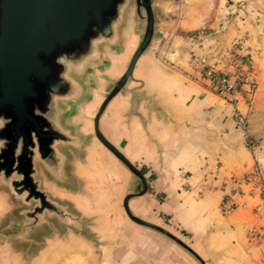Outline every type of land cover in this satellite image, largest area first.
Returning <instances> with one entry per match:
<instances>
[{
	"label": "crops",
	"instance_id": "1",
	"mask_svg": "<svg viewBox=\"0 0 264 264\" xmlns=\"http://www.w3.org/2000/svg\"><path fill=\"white\" fill-rule=\"evenodd\" d=\"M209 1L159 4L161 22L150 45L124 89L106 105L98 129L143 170L146 192L128 202L132 215L178 237L205 264H264V205L258 191L230 181L253 162L231 115L236 109L246 116L248 104H227L188 66L190 58L204 56L230 74L225 54L244 36L239 53L254 78L250 69L261 41L255 36L264 31V0H215L213 6ZM228 8L236 10L231 23L224 21ZM139 41L132 14L118 43L102 47L79 80L81 98L63 103V128L78 138L75 148L63 149L65 183L42 179L46 193L78 216L86 233L50 222L24 241L11 239L1 226L17 206L0 190V264H196L127 219L122 199L140 184L93 136L97 108Z\"/></svg>",
	"mask_w": 264,
	"mask_h": 264
},
{
	"label": "water",
	"instance_id": "2",
	"mask_svg": "<svg viewBox=\"0 0 264 264\" xmlns=\"http://www.w3.org/2000/svg\"><path fill=\"white\" fill-rule=\"evenodd\" d=\"M166 1L177 0H0V190L20 205L17 219L8 220L1 233L24 241L50 222L86 233L84 222L46 193L42 179L65 183L63 149L75 148L78 138L63 128V103L81 98L79 80L99 60L102 47L118 43L131 6L140 41L97 108L93 136L140 184L122 199L127 219L205 264L178 237L131 214L128 202L145 194L146 182L98 129L106 105L124 89L149 47L161 22L159 4Z\"/></svg>",
	"mask_w": 264,
	"mask_h": 264
},
{
	"label": "built area",
	"instance_id": "3",
	"mask_svg": "<svg viewBox=\"0 0 264 264\" xmlns=\"http://www.w3.org/2000/svg\"><path fill=\"white\" fill-rule=\"evenodd\" d=\"M241 49V41H234L225 57L231 62L233 70L230 74L222 73L207 63V58L204 56L192 57L188 61L189 68L197 75L201 76L206 82L213 86L215 92L223 97L227 104H235L240 99H245L248 103L251 98L253 81L247 75L248 62L239 53ZM246 86V90L243 87ZM235 129L243 139L246 136V116L234 109L231 113ZM232 185L246 184L252 190L258 191L260 200L264 205V181L262 176L261 166L256 160H253L251 167L244 171L237 178H232ZM245 208L244 204L238 205ZM232 208L230 207L229 210ZM258 209H253V213L257 214Z\"/></svg>",
	"mask_w": 264,
	"mask_h": 264
},
{
	"label": "rangeland",
	"instance_id": "4",
	"mask_svg": "<svg viewBox=\"0 0 264 264\" xmlns=\"http://www.w3.org/2000/svg\"><path fill=\"white\" fill-rule=\"evenodd\" d=\"M182 2L186 6L188 5V2H190V0H182ZM214 2L215 0H210L208 4H210V6H213ZM230 11L231 10L228 8L227 13L225 14L224 21H226V23H231L232 19L236 15V10L232 12ZM132 14L134 15L133 8L131 6H128L124 14V26L128 25V21H130ZM255 37H261V41L258 40L259 38H257V40L260 41V44L259 48H256L255 50V57L252 60V69H250L254 71V78L251 77L253 81V89L251 90L252 96L250 98V101L247 103V108L249 110L248 114L246 115V136L244 139V143L253 154V160H256L261 166L264 181V31L262 32V34H259ZM243 39L246 40L247 38H244L243 36V38L235 41L242 42ZM253 55L254 54H252V56ZM9 199L14 205L17 206L16 211L19 210V203L12 201L11 198ZM16 211L12 213L10 219H17L15 216ZM6 221L7 220L3 221V224L1 226L2 228L6 224ZM4 234L10 237V233Z\"/></svg>",
	"mask_w": 264,
	"mask_h": 264
},
{
	"label": "trees",
	"instance_id": "5",
	"mask_svg": "<svg viewBox=\"0 0 264 264\" xmlns=\"http://www.w3.org/2000/svg\"><path fill=\"white\" fill-rule=\"evenodd\" d=\"M243 57L245 58V56H243ZM139 172L141 173V175L143 174V170L142 169H140Z\"/></svg>",
	"mask_w": 264,
	"mask_h": 264
}]
</instances>
